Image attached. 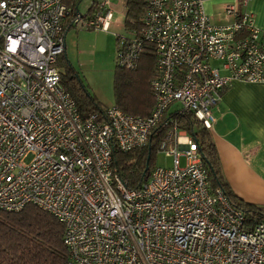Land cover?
I'll return each instance as SVG.
<instances>
[{
  "label": "built area",
  "instance_id": "obj_1",
  "mask_svg": "<svg viewBox=\"0 0 264 264\" xmlns=\"http://www.w3.org/2000/svg\"><path fill=\"white\" fill-rule=\"evenodd\" d=\"M223 11L232 21L217 25L202 0H148L140 37L120 38V62L154 47L153 108L140 117L112 105L100 119L82 118L55 63L66 21L106 31L109 3L85 19L63 0H0V209L31 204L55 217L67 264H264V222L245 229L243 211L208 186L184 131L160 144L172 166H154L139 188H126L112 164L113 146L146 145L175 102L210 129L231 81L264 83V30L235 2Z\"/></svg>",
  "mask_w": 264,
  "mask_h": 264
},
{
  "label": "trees",
  "instance_id": "obj_2",
  "mask_svg": "<svg viewBox=\"0 0 264 264\" xmlns=\"http://www.w3.org/2000/svg\"><path fill=\"white\" fill-rule=\"evenodd\" d=\"M78 1L63 0L71 16L77 13ZM98 3L94 1L87 13L81 16L86 19L93 15ZM147 3L148 0L125 1L123 26L128 36L140 37ZM72 26L75 25L69 24L67 20L64 32ZM122 46L118 40L113 74L114 105L127 114L145 117L154 105L151 81L156 76L155 49L144 43L140 47L139 56L129 63L123 60L120 62ZM55 66L59 70L60 83L74 100L82 118L97 114L100 119H105L107 106L90 95L82 79L66 59L65 50L58 56ZM164 120L168 123L153 128L146 145L128 151L112 147L113 168L126 188H139L148 180L160 144L172 143L175 129L181 130L195 143L210 189L220 188L228 200L243 211L245 229L264 222V205L245 202L229 188L210 129L199 122L192 112L168 110ZM62 235V224L51 214L35 206H27L17 212L0 209V264H67V249L62 242Z\"/></svg>",
  "mask_w": 264,
  "mask_h": 264
},
{
  "label": "crops",
  "instance_id": "obj_3",
  "mask_svg": "<svg viewBox=\"0 0 264 264\" xmlns=\"http://www.w3.org/2000/svg\"><path fill=\"white\" fill-rule=\"evenodd\" d=\"M202 2L205 13L214 24L232 21L223 9L235 2L239 11L251 13L255 25L264 30V0ZM124 14L122 20L113 16L111 26L119 22L123 24ZM214 65L219 68L218 62ZM219 71L222 75L227 74L221 68ZM213 115L215 120L210 131L229 188L248 203L264 205V83L231 81L222 90Z\"/></svg>",
  "mask_w": 264,
  "mask_h": 264
},
{
  "label": "rangeland",
  "instance_id": "obj_4",
  "mask_svg": "<svg viewBox=\"0 0 264 264\" xmlns=\"http://www.w3.org/2000/svg\"><path fill=\"white\" fill-rule=\"evenodd\" d=\"M93 1L99 3L106 1L111 4L114 19L122 20L125 0H79L77 13L85 15ZM69 20H72V17ZM73 25L75 26L68 29L66 34L64 32L66 59L71 64L73 71L82 79L90 95L103 105L112 106L114 105L113 74L116 65L117 43L120 38H124L128 34L121 22L110 26L106 31L85 27L80 22ZM178 107L179 103L175 102L169 110L173 111ZM168 150L169 148H166V151ZM179 161L183 165L184 157L180 156ZM154 166L171 167L172 156H167L165 150H158Z\"/></svg>",
  "mask_w": 264,
  "mask_h": 264
},
{
  "label": "water",
  "instance_id": "obj_5",
  "mask_svg": "<svg viewBox=\"0 0 264 264\" xmlns=\"http://www.w3.org/2000/svg\"><path fill=\"white\" fill-rule=\"evenodd\" d=\"M78 11V10H77ZM148 159V158H147ZM145 169H147V166H146V168Z\"/></svg>",
  "mask_w": 264,
  "mask_h": 264
}]
</instances>
